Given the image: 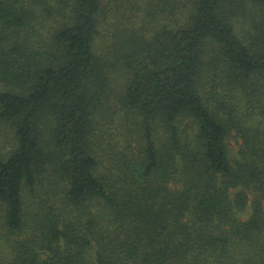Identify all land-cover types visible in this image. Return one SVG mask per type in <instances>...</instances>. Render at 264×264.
I'll return each instance as SVG.
<instances>
[{
	"label": "trees",
	"instance_id": "obj_1",
	"mask_svg": "<svg viewBox=\"0 0 264 264\" xmlns=\"http://www.w3.org/2000/svg\"><path fill=\"white\" fill-rule=\"evenodd\" d=\"M0 264H264V0H0Z\"/></svg>",
	"mask_w": 264,
	"mask_h": 264
},
{
	"label": "rangeland",
	"instance_id": "obj_2",
	"mask_svg": "<svg viewBox=\"0 0 264 264\" xmlns=\"http://www.w3.org/2000/svg\"><path fill=\"white\" fill-rule=\"evenodd\" d=\"M248 212H249V208L248 209L246 208L245 213L241 217L246 216L248 214Z\"/></svg>",
	"mask_w": 264,
	"mask_h": 264
}]
</instances>
